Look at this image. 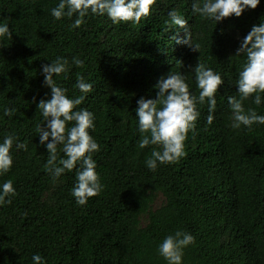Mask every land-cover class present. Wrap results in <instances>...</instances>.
Segmentation results:
<instances>
[{"label":"trees","instance_id":"1","mask_svg":"<svg viewBox=\"0 0 264 264\" xmlns=\"http://www.w3.org/2000/svg\"><path fill=\"white\" fill-rule=\"evenodd\" d=\"M58 3L0 0V22L12 31L0 38V142L17 138L13 164L0 176V184L11 179L16 189L11 203L0 205V264H32L34 253L46 264H167L158 244L177 229L195 238L182 264H264V124L231 128L228 104L229 96H239L235 81L245 60L236 50L264 20V0L216 24L194 14L192 0H156L140 24L89 14L76 28L75 15L52 16ZM173 8L200 50L173 38L178 29L166 23ZM57 56L68 60L67 78L54 79L69 97L81 95L74 87L78 75L93 85L76 107L94 114L96 127L89 131L100 145L93 159L104 188L83 206L71 195L75 169L55 182L45 170L48 150L36 131L44 124L37 104L51 94L42 66ZM74 56L81 66L72 63ZM198 61L223 79L213 121L207 122V103H197L200 115L185 155L152 171L145 159L159 146L139 147L136 102L156 99L155 85L172 71L198 96ZM261 97L260 105L244 100L245 110L264 115V92ZM4 107L16 111L6 116ZM17 141L27 150L17 149ZM57 147L59 159L64 153Z\"/></svg>","mask_w":264,"mask_h":264},{"label":"clouds","instance_id":"2","mask_svg":"<svg viewBox=\"0 0 264 264\" xmlns=\"http://www.w3.org/2000/svg\"><path fill=\"white\" fill-rule=\"evenodd\" d=\"M156 0H59L51 9L52 16L59 20L62 17L75 19L71 27H79L85 22L89 14L107 17L113 24L130 22L140 24L147 19ZM260 0H192V12L201 19L215 22L225 17L241 16L248 9H255ZM166 23L177 27L178 32L173 37L177 43L187 45L192 50H200L199 43H193L191 33L187 27V20L176 9L167 13ZM182 30L184 35H179ZM12 37V31L6 23L0 22V38ZM243 54L244 63L238 72L235 81L239 96H229L228 104L231 109V128H251L254 123L264 124V115L258 114L255 109L245 110L243 101L250 98L253 103L260 105L261 93L264 92V20L253 25L244 36L236 50V56ZM72 63L81 66L83 61L73 57ZM68 60L57 56L50 63L42 66L44 74L43 83L50 87L51 94L48 99H41L37 108L44 118L43 125H37L39 143L48 150V158L44 165L45 170L55 182L66 171L75 169V184L71 195L78 205H86L88 199L102 192L104 185L96 171V161L93 159L100 145L90 134L95 130L94 114L87 108H77L85 96L92 91L93 85L86 82L83 76L78 75L75 88L81 95L69 97L67 89L59 86L54 77L61 74L67 78ZM198 96L190 93L186 77L180 72H170L161 78L155 85L159 89L156 99L141 97L137 100L135 115L138 120V130L141 133L139 147L157 145L151 150V155L145 159V165L155 171L158 164L173 163L185 155V141L188 133H195L196 121L200 115L197 103H207L209 115L207 122L213 121L217 101L215 94L223 84L218 71L207 67L198 61L194 68ZM4 115L11 116L16 109L4 107ZM69 122H74L69 125ZM66 125L67 126L66 128ZM51 138V139H50ZM17 138L7 135L0 142V176L9 172L13 157L10 150ZM58 145L62 146L63 157L58 159ZM17 149L27 150V144L17 141ZM16 194L11 179L0 184V205L11 203V197ZM194 236L185 230L177 229L167 235L158 244V253L164 257L167 264H182L184 250L194 243ZM32 264H46V259L39 253L32 255Z\"/></svg>","mask_w":264,"mask_h":264},{"label":"rangeland","instance_id":"3","mask_svg":"<svg viewBox=\"0 0 264 264\" xmlns=\"http://www.w3.org/2000/svg\"><path fill=\"white\" fill-rule=\"evenodd\" d=\"M162 202V198H158L156 205H159Z\"/></svg>","mask_w":264,"mask_h":264}]
</instances>
